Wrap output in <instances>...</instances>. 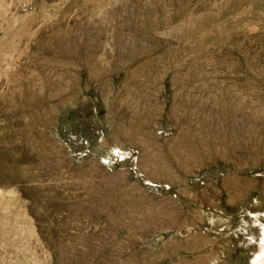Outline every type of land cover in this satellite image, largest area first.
<instances>
[{
    "label": "rangeland",
    "instance_id": "rangeland-1",
    "mask_svg": "<svg viewBox=\"0 0 264 264\" xmlns=\"http://www.w3.org/2000/svg\"><path fill=\"white\" fill-rule=\"evenodd\" d=\"M264 0H0V264H263Z\"/></svg>",
    "mask_w": 264,
    "mask_h": 264
},
{
    "label": "bare ground",
    "instance_id": "bare-ground-1",
    "mask_svg": "<svg viewBox=\"0 0 264 264\" xmlns=\"http://www.w3.org/2000/svg\"><path fill=\"white\" fill-rule=\"evenodd\" d=\"M264 264V263H263Z\"/></svg>",
    "mask_w": 264,
    "mask_h": 264
}]
</instances>
